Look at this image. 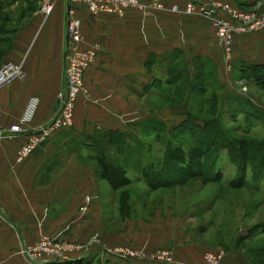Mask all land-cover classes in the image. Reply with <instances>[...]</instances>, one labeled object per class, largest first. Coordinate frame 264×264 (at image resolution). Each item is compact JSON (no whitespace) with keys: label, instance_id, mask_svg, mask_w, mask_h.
I'll return each instance as SVG.
<instances>
[{"label":"crops","instance_id":"1","mask_svg":"<svg viewBox=\"0 0 264 264\" xmlns=\"http://www.w3.org/2000/svg\"><path fill=\"white\" fill-rule=\"evenodd\" d=\"M0 1L5 4L0 13H9L17 23L0 64L19 63L24 71L22 79L0 89V264H60L59 260L81 264L96 257L118 264H203V253L219 251L216 247L223 249L220 264H258L255 249L263 244L256 245L255 241L264 234L247 237L244 230L232 242L238 244L221 246L205 238L206 230L196 235L189 228L190 221L182 215L185 208L177 211L153 206L147 217L125 213L127 186H138L137 181L141 189L146 186L137 179L138 174L128 175V170H140V166L129 164V156L160 154V137L155 139L159 141L158 150H152L150 143L146 150L141 135L153 133L160 126L164 129V125L167 130L162 131L168 132L182 119L180 112L188 109L185 99L177 107L155 110L153 99L180 84H165L176 63L181 79L196 77L208 64L218 82L224 83L227 78L211 20L170 10L172 5L181 8L186 0H138L145 5L158 2L161 8H127L121 15H91L82 5H71L80 22L78 46L94 51L82 77L86 92L76 97L69 127L54 130L26 157L16 160V150L28 133L54 115L56 93L63 87L64 14L69 5L66 0H50L51 11L43 17L38 11L41 0L33 9L25 3L16 6L26 0ZM188 1L264 9V0ZM253 64L264 65V29L236 34L232 39L231 70ZM30 107L32 112L22 123V130L9 132L8 126L25 117ZM99 153L119 165L131 181L113 187L101 177L96 162ZM153 191L146 188L134 196L140 199ZM42 235L74 247L62 258H51L55 263L44 257L32 260L22 248ZM242 238L251 241L246 248L239 246ZM117 247L144 254L169 248L171 261L108 251Z\"/></svg>","mask_w":264,"mask_h":264},{"label":"rangeland","instance_id":"2","mask_svg":"<svg viewBox=\"0 0 264 264\" xmlns=\"http://www.w3.org/2000/svg\"><path fill=\"white\" fill-rule=\"evenodd\" d=\"M4 1L7 3V0ZM36 1L37 0H26L23 3L16 4V6L24 5V3L25 6H27V2H29L33 9L35 8ZM236 7L246 11L254 10V8L248 9L239 6ZM14 15L18 16L19 14L16 15L15 13ZM7 18H9V20L5 24V28L15 27L17 25L16 19L11 18L9 13ZM3 55L4 53L1 57ZM213 71L214 69L208 64V68L206 67L205 71L197 76L196 79L200 82V87H202L199 94H197V90L191 91L188 89V83L195 79L194 77L189 80L180 79L179 86L175 87L172 92L162 93L161 96L153 99V101H155V110L161 112V110H163L162 107H172L174 105L177 107L183 104V101L186 99L188 109L184 108L182 112H180V115L182 116L181 118L183 119L184 113L188 110L195 116L199 117V119L201 118V120H205L214 113L215 109L218 111L219 109L226 108L228 112L219 116V118L221 117L220 122L222 129L224 132L226 131V133L233 135L234 137L246 138L249 143L245 147V168L242 169L241 167L245 183H240L242 181H239L241 178L235 175L234 164L227 159L225 152L222 151L217 159V165L220 169L222 168L221 179L215 181L205 180L203 177H192L182 183H173L167 186L155 187L151 194L148 193L146 196L145 194H142L140 199L136 198L134 193L140 195V191L145 190L147 187L144 186L141 189L139 181H137L136 184L138 186H127L126 191L128 198L126 203L127 211L125 210V213L147 217L153 206L173 207L177 211L181 208H185L183 209L184 211L182 215L190 221L189 228H191L196 235L199 232L202 233L206 230V233H204L205 238L211 244L233 246L238 244L232 243L237 239L236 236L239 234L241 235L244 230L247 231L249 226L254 223H264V161H260L263 164L260 168L258 165L254 164L260 160V156L264 157L263 151H255V147L259 145V142L264 141V90L252 84L250 81L240 78L241 76L237 73L235 67L232 68L230 75L226 72L227 78L224 83L218 82L217 79H215ZM210 84L212 87L211 89ZM183 89L184 92L188 90L189 93H184ZM211 90H213L216 95V108H214L211 114H204V111H201L204 110L206 106L205 104L203 105L201 101L208 97ZM219 103L220 107H218ZM202 107L203 109L199 111ZM245 113L250 114L251 118L244 120ZM236 125H238L237 128L239 129H236ZM240 127L249 129V132H244ZM159 129L167 130V127L164 125V129L162 126H160ZM171 129L172 128H169L168 132H170ZM141 138L145 144H151L153 147L152 150H158L159 143H162L163 141L161 138V142L158 141V143L156 141L157 138L154 137V132H148L147 134L143 133ZM139 139L140 138H138V140ZM183 141L190 142V139H182V142ZM144 146L145 145H143V148H145ZM140 147H142V144ZM253 148H255L254 151ZM141 153L144 154L143 149L141 150ZM147 155L150 156V158L154 157L153 159H156L159 156L158 154H146L144 156L142 155V158H133L132 156H129V164L133 166H141ZM133 168L136 169L137 167ZM127 173L130 176H133L136 173L138 174L137 179L142 180V178H139L140 170L138 172L128 170ZM232 177L236 178L237 181L236 179H233L235 180H232L234 183H229L228 180ZM246 181L257 183L255 186L250 187ZM237 182L240 185L237 184ZM258 233L263 234L257 231L252 233L249 230L247 237L250 234L253 235ZM242 239L243 240L239 242V246L241 248H246L251 241L250 239ZM63 243L71 244L69 242ZM255 244H264V235L262 237H256ZM127 248L134 250L129 247ZM162 248L164 247L156 248L149 252L160 250ZM216 249L219 251L223 250L220 247H216Z\"/></svg>","mask_w":264,"mask_h":264},{"label":"built area","instance_id":"3","mask_svg":"<svg viewBox=\"0 0 264 264\" xmlns=\"http://www.w3.org/2000/svg\"><path fill=\"white\" fill-rule=\"evenodd\" d=\"M66 1L70 7H67L64 14L66 45L62 62L63 87L56 93V99H58L57 107L49 122L28 133L26 139L16 150V160H22L26 157L37 143L54 130L69 127L72 124L76 97L85 92L82 82L83 72L92 63L94 51L88 48L82 49L78 46L81 39L80 22L73 15L71 5L80 4L91 15H121L127 8L144 9L147 6L161 8L158 2L145 5L138 0ZM51 8L52 2L50 0H41L38 11L43 17H46L50 13ZM170 10L178 14H198L211 20L215 44L220 49L221 60L227 72L231 71L232 39L234 35L264 29V9L246 11L236 6L219 3L217 1L194 3L186 0L183 2L181 8H178L177 5H172ZM220 13L223 14L221 15ZM23 77L24 71L19 63L4 61L0 64V89L13 80H19ZM27 112L28 114L22 117L18 123H13L8 126L9 132L17 133L22 130L21 125L29 118L32 107ZM80 208L84 209V204ZM73 247V244L63 243L55 237L42 235L31 246L22 248V252L32 260L36 258L42 259L43 257L49 259L56 257L62 258L64 257V253ZM108 251L124 256H145L152 260L171 261V252L167 248L146 254L141 253L139 250L119 247L109 248ZM222 255L223 253L221 251H205L203 253V264H220V257Z\"/></svg>","mask_w":264,"mask_h":264},{"label":"trees","instance_id":"4","mask_svg":"<svg viewBox=\"0 0 264 264\" xmlns=\"http://www.w3.org/2000/svg\"><path fill=\"white\" fill-rule=\"evenodd\" d=\"M4 5V2L0 1V7ZM26 7L32 9V5L29 4V2H27ZM22 15L23 13L18 16L21 18ZM7 16L8 13H0V57L7 49L10 39L15 32V27L5 28V24L9 20ZM175 67V70L173 69L170 72V78L165 79V84L168 82L178 83L180 81V72H177L178 63H176ZM239 67L238 71H236L241 76L240 78L250 81L252 84L264 90V65H240ZM197 76L194 77L195 79H193L190 83H188V89L191 91L197 90L196 92L199 94L202 87H200V82L196 79ZM211 88L210 84V89ZM158 95L161 96L162 93H159ZM201 102L203 105L205 104L206 108L202 110V107L199 111L202 110L201 112L204 111V114H211L214 108H216L215 92L211 90L208 97ZM218 107H220V103L218 104ZM227 112L228 110L226 108L221 110L219 109L218 111L215 109L214 113H212L210 117L205 120H201V118L199 119V117L195 116L191 112L186 111L183 119L173 126L170 132L162 131L160 129L154 130V137H160L163 141L160 144V154L158 158L153 159L154 157L150 158V156L147 155L144 162L140 166V178H142L147 188L153 189L155 187L167 186L173 183H182L192 177H203L205 180H219L222 176V168L220 169L217 165V159L221 155L222 151L225 152L227 159L234 164L235 175L241 178L239 181H242L240 183L244 184L245 179L243 177L241 167L242 169L245 168V147L249 143L246 138L234 137L233 135L226 133V131L224 132L220 122L221 117L219 118V116L224 113L226 114ZM248 118H251L250 114L245 113L244 120ZM237 126L238 125L235 126L236 129H239ZM240 129L244 132H249V129L242 127H240ZM159 130L161 131L160 133ZM188 138L190 139V142H182V139L188 140ZM143 144H145V142ZM144 147L147 150L149 148V144L146 143ZM255 148H253V151H263L264 154V141H260L259 145ZM259 159L260 160L254 164L258 165L260 168V166L263 165L260 161H264V157L260 156ZM96 162L99 166L100 176L105 178L113 187L123 185L131 181V178L125 175L119 165L107 161L102 153H99L96 156ZM233 179L236 178L232 177L228 180V182L234 183L232 182ZM246 182L250 187L255 186L257 183L251 181ZM237 184L239 183L237 182ZM247 229V233L250 230L252 233L257 231L264 234V223H254ZM255 252L256 255H262L260 257L256 256L258 264H264V244L257 247ZM48 260L55 263V259ZM59 261L61 262L60 264H69L68 261ZM81 264L118 263H110L109 260L96 257L95 259H86Z\"/></svg>","mask_w":264,"mask_h":264},{"label":"water","instance_id":"5","mask_svg":"<svg viewBox=\"0 0 264 264\" xmlns=\"http://www.w3.org/2000/svg\"><path fill=\"white\" fill-rule=\"evenodd\" d=\"M57 103H58V99L55 100V103H54V105H53V110L56 109V107H57Z\"/></svg>","mask_w":264,"mask_h":264}]
</instances>
